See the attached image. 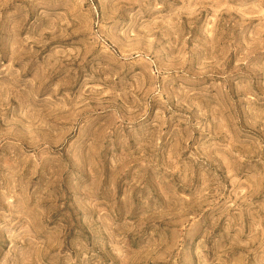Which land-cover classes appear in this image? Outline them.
<instances>
[{
	"label": "rangeland",
	"instance_id": "374dc122",
	"mask_svg": "<svg viewBox=\"0 0 264 264\" xmlns=\"http://www.w3.org/2000/svg\"><path fill=\"white\" fill-rule=\"evenodd\" d=\"M0 264H264V0H0Z\"/></svg>",
	"mask_w": 264,
	"mask_h": 264
}]
</instances>
